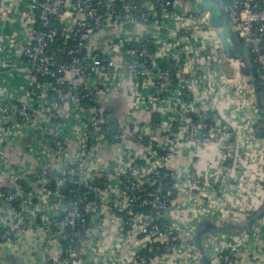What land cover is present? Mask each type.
I'll use <instances>...</instances> for the list:
<instances>
[{
    "label": "built area",
    "instance_id": "obj_1",
    "mask_svg": "<svg viewBox=\"0 0 264 264\" xmlns=\"http://www.w3.org/2000/svg\"><path fill=\"white\" fill-rule=\"evenodd\" d=\"M20 1L19 63L0 55V75L28 76L21 93L0 88V251L21 264H199L192 237L202 218L221 225L261 209L264 137L253 89L243 63L224 53L210 12L195 15L177 0ZM223 6L264 91V0ZM160 16L167 35L159 23L137 39L134 29ZM219 60L236 78L207 82ZM126 79L132 100L159 121L119 119L110 133L103 103ZM209 145L214 157L199 171L194 157ZM182 147L192 160L174 169ZM205 236L208 264H240L247 244L264 248V215L240 233Z\"/></svg>",
    "mask_w": 264,
    "mask_h": 264
},
{
    "label": "crops",
    "instance_id": "obj_2",
    "mask_svg": "<svg viewBox=\"0 0 264 264\" xmlns=\"http://www.w3.org/2000/svg\"><path fill=\"white\" fill-rule=\"evenodd\" d=\"M26 1V0H25ZM2 2V6L4 8V12L6 13L3 18H0V55H5L8 59L9 63H19L20 59V49L18 48V43H16L15 37H20L24 32H27V25L26 21L24 19L23 11L24 7H22V2L20 0H0V4ZM160 11H158V14ZM157 24H139L135 29L134 32H136L137 39H141L143 34L150 31V32H157L158 30L157 26L160 23V35H167L165 32H169L166 27L162 26L164 23V19L160 16L156 19ZM149 29V30H148ZM114 32V31H113ZM111 34H106L103 36H96L95 38V45L98 47L101 45L103 40L105 38H110ZM169 39H172L174 37H168ZM14 39V42L12 41ZM171 40V41H172ZM7 60H5V63ZM4 66L3 62L0 59V66ZM233 64L229 63L226 60H219L211 64V71H205V76L208 80H211L212 75L214 76H222L224 78H236L237 71L232 66ZM244 67H242L241 74L244 75V78L247 76V73H244ZM1 71V70H0ZM201 73V72H200ZM183 76V74H181ZM187 75L184 76V79ZM182 85V82H180ZM28 84V76L21 73L16 74H8V75H0V88H3L6 91V95H10V92L12 90L21 93L22 90H24L25 87H27ZM204 84L202 82H197V88H196V94L198 97L202 98V94L204 92ZM5 87V88H4ZM132 86L131 82L129 80H124L122 83V89L121 91H113L111 94H109V98L103 103L105 106V111H108V108L110 109L107 115L110 113L112 114V119L117 123L119 119H123L126 121L127 116H131V121L135 119H150L152 120L151 116L152 113L156 112H148L147 110L142 109L140 106H138L130 97ZM144 89V88H143ZM145 90V89H144ZM147 93L151 91L150 88H147L145 90ZM233 91V90H232ZM223 89L218 90L216 92V101H221L224 98L223 95ZM228 94V93H226ZM227 96L231 97L230 94ZM223 98V99H222ZM231 108H236L231 107ZM258 119H261V115L258 112L257 114ZM130 121V122H131ZM159 121V115L158 120L154 121L157 123ZM127 122V121H126ZM263 122V120H262ZM129 123V122H128ZM175 125V124H174ZM109 126V125H108ZM261 124L257 121L256 129L260 130L259 137H264L261 133L262 129H260ZM120 128V126L118 127ZM263 128H264V122H263ZM24 145V144H23ZM24 148V147H22ZM185 147H182L176 155L173 156V158L170 159L169 166L173 167L174 169H178L181 167V165L188 164L192 160V155L184 153L183 149ZM11 152V150H10ZM112 148L109 144H104L102 146L101 153L104 156L105 160L110 161L111 155H112ZM201 155V156H200ZM200 158V160L198 159ZM214 157V147L209 145L205 149H199L197 150V156L194 157V159L198 160V170L205 172L209 169V162H212L211 159ZM212 167L214 169V165L212 164ZM188 216L192 219L196 218V215L194 211H188ZM212 219V218H211ZM213 220V219H212ZM213 222L216 224V222L213 220ZM232 222H235L232 221ZM217 225V224H216ZM206 237V236H205ZM246 248L247 250L240 253V264H264V248L258 247V244L252 243L247 244ZM127 250H125L126 252ZM21 257V258H20ZM12 260L14 263L15 261H18V264H21L20 261L23 260L22 256L17 255L15 252L11 250H1L0 251V264L3 261ZM175 261V260H174ZM23 264V263H22Z\"/></svg>",
    "mask_w": 264,
    "mask_h": 264
},
{
    "label": "water",
    "instance_id": "obj_3",
    "mask_svg": "<svg viewBox=\"0 0 264 264\" xmlns=\"http://www.w3.org/2000/svg\"><path fill=\"white\" fill-rule=\"evenodd\" d=\"M188 5L189 11L195 15L208 11L211 13L210 23L213 27L218 29V36L226 56L234 59H239L244 68L247 70L245 83L253 89V99L256 102L257 110L261 115L264 122V101L260 95L259 84L256 78L254 66L251 63L246 53V48L241 39L235 34L230 24L227 11L223 6V0H177ZM236 103L233 102L231 107H235ZM152 120H158V114L153 113ZM109 131L115 133L118 131V124L112 119V114L108 115ZM126 121H131V116L126 117ZM187 152V148L183 149ZM65 188V186H62ZM264 215V203L261 209L254 213L252 216L242 222H225L221 225H216L210 217L202 218L196 225L193 232V243L197 248L200 255L199 264H208L209 256L204 246L205 235L207 233H221V234H237L250 227L254 221ZM1 264H13L12 260L3 261Z\"/></svg>",
    "mask_w": 264,
    "mask_h": 264
},
{
    "label": "trees",
    "instance_id": "obj_4",
    "mask_svg": "<svg viewBox=\"0 0 264 264\" xmlns=\"http://www.w3.org/2000/svg\"><path fill=\"white\" fill-rule=\"evenodd\" d=\"M132 1H137V0H132ZM229 0H223V2L224 3H227ZM118 7H120V4H118ZM148 20H150L151 21V17H148ZM153 20V19H152ZM58 26H59V24L58 23H56ZM58 44H60L61 45V43H59V38H58V40L56 41V45H58ZM60 47H62V45L60 46ZM57 55H58V57L59 58H65V54L63 53V52H58L57 53ZM244 73H247V70L246 69H244ZM258 84H259V82H258ZM259 91H260V95L261 96H263L264 95V91H263V87L259 84ZM109 108H108V111H107V113L109 112ZM260 124H261V126H260V129H262V135L264 136V128H263V122H262V120L261 119H258L257 120ZM101 181H102V183H103V179H101ZM98 182V181H97ZM53 189H55V187H53ZM67 195V194H66ZM248 217V215L247 214H242L240 217H238V218H236V220L235 221H238V222H242V221H244L246 218ZM253 223H255V221L253 222ZM251 227V226H250Z\"/></svg>",
    "mask_w": 264,
    "mask_h": 264
},
{
    "label": "flooded vegetation",
    "instance_id": "obj_5",
    "mask_svg": "<svg viewBox=\"0 0 264 264\" xmlns=\"http://www.w3.org/2000/svg\"><path fill=\"white\" fill-rule=\"evenodd\" d=\"M17 262H18V261H15L13 264H18Z\"/></svg>",
    "mask_w": 264,
    "mask_h": 264
}]
</instances>
